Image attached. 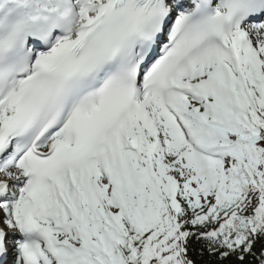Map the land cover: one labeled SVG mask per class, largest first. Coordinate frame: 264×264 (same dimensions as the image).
<instances>
[{
	"label": "snow or ice",
	"instance_id": "snow-or-ice-1",
	"mask_svg": "<svg viewBox=\"0 0 264 264\" xmlns=\"http://www.w3.org/2000/svg\"><path fill=\"white\" fill-rule=\"evenodd\" d=\"M0 264H264V0H0Z\"/></svg>",
	"mask_w": 264,
	"mask_h": 264
}]
</instances>
